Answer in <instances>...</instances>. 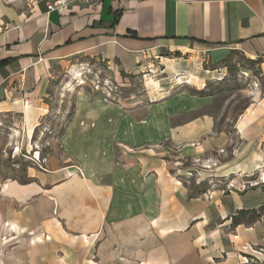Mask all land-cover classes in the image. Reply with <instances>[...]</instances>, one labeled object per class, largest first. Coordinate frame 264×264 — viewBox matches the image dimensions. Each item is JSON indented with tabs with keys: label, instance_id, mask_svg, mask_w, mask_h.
<instances>
[{
	"label": "crops",
	"instance_id": "crops-1",
	"mask_svg": "<svg viewBox=\"0 0 264 264\" xmlns=\"http://www.w3.org/2000/svg\"><path fill=\"white\" fill-rule=\"evenodd\" d=\"M49 1L0 0V119L26 141L50 112L57 70L83 57L140 74L161 48L209 59L236 50L259 62L263 83L231 131L206 111L210 95L180 84L146 86L160 96L129 106L79 89L58 152L26 181L0 175V264H253L246 258L264 249V0H97L63 11ZM227 145L216 170L255 185L192 190L183 162L209 163Z\"/></svg>",
	"mask_w": 264,
	"mask_h": 264
},
{
	"label": "rangeland",
	"instance_id": "rangeland-1",
	"mask_svg": "<svg viewBox=\"0 0 264 264\" xmlns=\"http://www.w3.org/2000/svg\"><path fill=\"white\" fill-rule=\"evenodd\" d=\"M224 56L221 59H209L202 52L184 55L179 51L161 48L152 55L150 64L140 74H118L109 68L106 61L91 57L80 58L82 62L73 71L70 68L57 70L46 98L51 107L50 112L30 139L24 140L23 132L19 126L12 124L9 117L0 119V175L23 180L28 167L58 152L59 147L54 140L64 131L72 115L79 89L129 106L146 103L160 96L158 92L155 97H147L146 86L163 91L167 86L180 84L179 87L183 86L192 93L210 95L213 103L206 111L214 115L219 130H233L235 120L263 82L257 60L236 50L228 51ZM231 149V145H227L222 149L225 153L221 156L220 151L215 152L214 160L209 163L184 161L190 188L210 191L226 187L233 175H224L214 165L228 161ZM255 253L257 256L246 260L253 264L259 263L264 249L258 248Z\"/></svg>",
	"mask_w": 264,
	"mask_h": 264
},
{
	"label": "built area",
	"instance_id": "built-area-1",
	"mask_svg": "<svg viewBox=\"0 0 264 264\" xmlns=\"http://www.w3.org/2000/svg\"><path fill=\"white\" fill-rule=\"evenodd\" d=\"M97 0H51L47 3L48 11H63L65 7L71 5V4H83V5H90L93 6L96 4ZM224 151V150H221ZM44 160V159H43ZM255 185L253 182H246L242 184L241 186H236L232 182H229L226 184V189L231 190L233 188L238 190H244L247 188L252 187Z\"/></svg>",
	"mask_w": 264,
	"mask_h": 264
},
{
	"label": "trees",
	"instance_id": "trees-1",
	"mask_svg": "<svg viewBox=\"0 0 264 264\" xmlns=\"http://www.w3.org/2000/svg\"><path fill=\"white\" fill-rule=\"evenodd\" d=\"M23 181H26L25 179H23ZM202 191H204V190H202Z\"/></svg>",
	"mask_w": 264,
	"mask_h": 264
}]
</instances>
